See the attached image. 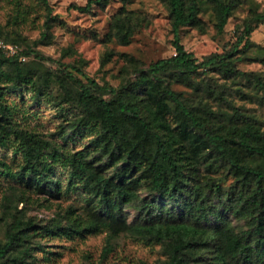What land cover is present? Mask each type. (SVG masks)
Returning a JSON list of instances; mask_svg holds the SVG:
<instances>
[{
    "label": "trees",
    "instance_id": "trees-1",
    "mask_svg": "<svg viewBox=\"0 0 264 264\" xmlns=\"http://www.w3.org/2000/svg\"><path fill=\"white\" fill-rule=\"evenodd\" d=\"M36 1L45 9L38 39L25 42L19 30L29 12L20 0L11 31L0 30V41L16 46L13 53L0 48V148L20 156L15 166L0 157V175L24 185L7 188L0 264H33L34 251L42 245L30 239L38 233L100 231L108 244L120 233L160 244L165 258L158 264H264V129L256 115L233 104L224 84L245 80L264 93L261 77L237 66L247 57L264 64V49L251 39L264 23V10L257 11L252 0H166L174 53L135 66L132 75L113 86L85 75L81 59L65 62L37 49L50 42L47 30L57 16L51 15L48 0ZM106 1L71 7L87 12ZM244 3L249 14L220 51L199 59L180 42V28L203 30V9L211 11L221 34ZM131 18L125 11L112 22L122 44L130 42L135 29ZM174 83L192 87V95L174 89ZM7 92H29L34 103L72 109L65 125L71 133L59 131L60 138L65 142L73 133L93 131L97 157L20 124ZM56 166L68 170L71 189L88 194L87 207H65L59 214L65 224L37 225L16 202L28 203L34 194L45 195L44 201L58 198ZM229 174L234 179L225 184ZM125 206L135 211L130 221L122 214ZM237 218L246 220L247 228L235 229Z\"/></svg>",
    "mask_w": 264,
    "mask_h": 264
},
{
    "label": "rangeland",
    "instance_id": "rangeland-1",
    "mask_svg": "<svg viewBox=\"0 0 264 264\" xmlns=\"http://www.w3.org/2000/svg\"><path fill=\"white\" fill-rule=\"evenodd\" d=\"M16 1L0 0L1 31H11L10 21L15 13ZM252 1L257 11L264 10V0ZM20 2L26 5V8L29 7V12L25 22L18 27L25 42H31L38 39L45 29V9L37 4L36 0H20ZM48 2L52 7L51 15H56L57 19L47 30L50 42L37 44V49L43 55L54 59L60 58L65 62L81 59L84 74L100 83L117 86L134 73L135 66L148 65L152 61L174 53L173 33L166 0H107L104 6L94 4L87 12L71 7L72 4L84 5L87 0H48ZM125 11L131 15L135 24L128 44L120 43L112 27L114 18ZM248 14V4L244 3L235 9L224 31L218 34L213 15L205 8L199 15L203 30L189 26L180 28V42L199 59L210 52L220 51L224 43L234 39L236 27ZM251 39L264 49V23L251 33ZM0 40L4 38L0 37ZM248 58L238 62L237 66L252 75L260 76L264 81V64ZM46 64L50 63L47 61ZM218 83L223 81L218 79ZM224 84L233 104L240 106L246 113L256 115L264 129V100L261 103L258 101V98H264V93L262 91L256 93L257 89L253 87V82L249 83L245 80H241L239 84H233L228 80ZM172 87L187 96L192 95L190 86L174 83ZM6 97L13 106L15 120L20 124L34 128L45 137L64 143L70 150L81 149L86 153L90 152V156L97 157L95 146L90 142L94 136L93 131L84 129L73 133L65 142L60 138L59 131L71 133L65 125L67 119L75 113L72 109L60 111L50 103H34L29 92H24L23 95L7 92ZM0 157L13 166L20 160V156L15 155L9 148H0ZM53 173L60 180L61 194L58 198L48 197V201H44L45 195L34 194L32 201L28 203L16 202L18 208H22L25 212L24 216L30 217L37 225L51 226L55 222L65 224L66 219H60L59 216L65 207L73 205L79 211H85L87 207L88 194L81 189L73 190L68 186L71 178L68 170L56 166ZM225 178L224 183L229 184L234 176L229 174ZM10 186L24 187L16 180L0 175V215L5 213L3 204L5 196L9 195L7 188ZM139 191L144 193L145 189ZM122 214L130 221L135 211L132 207L125 206ZM246 223L244 219L232 220L235 229L247 228ZM2 232L0 228V236ZM30 240L42 245L40 249L34 251L33 264H158L165 258L160 244H149L127 233H120L110 239L109 244L105 231L84 236L43 232L35 234ZM107 245L111 247L108 252L104 250Z\"/></svg>",
    "mask_w": 264,
    "mask_h": 264
},
{
    "label": "built area",
    "instance_id": "built-area-1",
    "mask_svg": "<svg viewBox=\"0 0 264 264\" xmlns=\"http://www.w3.org/2000/svg\"><path fill=\"white\" fill-rule=\"evenodd\" d=\"M0 48L7 49V51L10 52V53L15 52V50H16V46L15 45L9 44V43H4L2 41H0Z\"/></svg>",
    "mask_w": 264,
    "mask_h": 264
}]
</instances>
